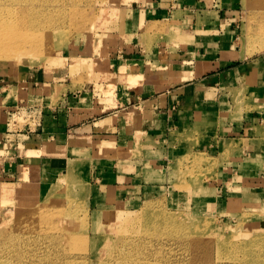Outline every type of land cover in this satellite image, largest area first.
I'll return each instance as SVG.
<instances>
[{"label": "rangeland", "instance_id": "rangeland-1", "mask_svg": "<svg viewBox=\"0 0 264 264\" xmlns=\"http://www.w3.org/2000/svg\"><path fill=\"white\" fill-rule=\"evenodd\" d=\"M142 1L4 0L7 12L12 3L16 11L1 14L2 21L26 24L12 51L0 49L13 59L0 63V85L9 86L6 98L14 99L7 102L3 121L6 140L17 149L6 144V156L24 148L23 156L38 161L46 155L44 100L29 93L20 97L26 94L27 74L38 75L33 89L39 96L52 92L50 107L67 89L89 87L107 97L117 83L128 88L156 79L158 72L173 74L172 59L183 48L178 24L190 16L173 11L172 20L149 21L137 11ZM195 1L198 10L230 8L231 45L244 57L264 55V0ZM132 41L145 55L159 49L161 65L146 63L144 74L143 58L133 61L137 66L127 65L133 64L127 58L124 63L120 55ZM122 66L139 79L123 78ZM150 140L138 134L122 148L102 137L72 154L55 145L52 181L44 183L39 172L36 178L37 167L31 165L22 166L21 180L0 177L3 186L25 189L17 201L0 197V208L8 211H0V264H264V171H247L258 167V159L241 161L245 146L233 140L208 142L215 147L203 149L198 130L178 139L176 150L166 142L167 154L162 143ZM116 181L128 187L114 189ZM64 229L75 239H63ZM80 250H86L85 257L72 258Z\"/></svg>", "mask_w": 264, "mask_h": 264}, {"label": "crops", "instance_id": "crops-1", "mask_svg": "<svg viewBox=\"0 0 264 264\" xmlns=\"http://www.w3.org/2000/svg\"><path fill=\"white\" fill-rule=\"evenodd\" d=\"M138 4L137 11L149 21L172 20L173 11L190 16L180 19L178 24L183 48L175 53V57H179L172 59L173 74L168 76V72H158L156 79L141 81L128 88L124 83L120 86L117 83L114 95L107 97L89 87L76 91L67 89L51 107L48 98L52 99V92L39 96L38 88L33 89L40 82L38 75L27 74L26 88L23 89L26 94H20V97L29 93L30 98L44 100L46 106L41 118V136H45L47 142L44 147L46 155L40 161L33 155L23 156L26 148L8 156V150L2 149L6 144H10L12 150L17 148L6 140V122L3 121L4 113L10 107L7 102L14 99L6 98L9 86L0 85V150L3 151L0 177L3 180H21L22 166L31 165L37 167L36 178L39 172L44 183L52 181L55 145L63 148V154L68 151L72 154L88 142L107 137L126 148L140 134L145 139L162 143L161 152L167 154L169 145L166 142H172L176 150L178 139L195 130L202 133L203 149L215 147L214 143L220 140L240 142L245 146L241 161L258 159V163L254 162L258 167L247 171H264V55L244 57L231 45L234 24L229 22L234 13L228 11L230 8L226 11L220 8L198 10L195 0H143ZM141 46L132 41L129 50L123 51L120 58H127L128 62L143 58L145 74L146 63L160 66L164 56L159 49L145 55ZM127 60L122 61L127 63ZM137 64L127 63L129 66ZM248 82L253 83L250 91L245 89ZM236 100L238 105L234 104ZM241 101L247 103L241 104ZM214 118L217 119L214 121ZM213 123L219 124L220 129H213ZM257 128L262 134L255 132ZM151 170L158 169L152 166ZM125 185L126 182L116 181L112 187L126 189L128 186Z\"/></svg>", "mask_w": 264, "mask_h": 264}, {"label": "bare ground", "instance_id": "bare-ground-1", "mask_svg": "<svg viewBox=\"0 0 264 264\" xmlns=\"http://www.w3.org/2000/svg\"><path fill=\"white\" fill-rule=\"evenodd\" d=\"M11 5H12V6H10L11 8H9V11L7 12L8 8L5 6L4 0H0V15L3 13L6 15H11V14L14 15L16 9H14V3H12ZM2 20L3 19L0 18V49H3L4 50L3 53L7 54L6 52L12 51L16 47V44L21 40V35H22L21 30L23 28V25H26V24H7V23L3 22ZM31 46H33V43H31ZM46 47H49V46H46ZM3 53L0 52V63H5L6 60L13 61V59L10 60V57H9L10 55H8V57L2 56ZM25 54H27V53H24V56H25ZM22 55H16V56H18V57L21 56L19 58V60H22L23 59ZM26 57L27 56H25V58ZM72 65L73 64H71V66ZM120 72L122 73L123 78H125L126 76L127 77L129 76L131 80L139 79V75L132 74V69H130L126 66H122V68L120 69ZM130 73H131V76L129 75ZM42 143H43V146H45V144L47 142L45 140H43ZM24 191H25V189L21 185L16 186V187L15 186L14 187H7V186H3L2 184H0V197L5 202L10 201V200H14V201L20 200L22 198V193ZM4 209L5 208H2V207L0 208L1 213L8 212ZM14 213L15 212L11 211V213H9V214H11V216H12ZM32 214L33 213H31V215ZM19 220H21V219H16L15 221L17 222ZM0 226H2V224ZM62 238L66 239V240H74L75 239L73 233H71L67 229H64V235L62 236ZM76 253H78V254H76V255L73 254L72 258H76V257L77 258H83V257H85L86 250H80ZM96 255L97 254L95 251H91L90 257H92V259H94ZM68 264H72V263H68ZM233 264H238V263H233Z\"/></svg>", "mask_w": 264, "mask_h": 264}]
</instances>
